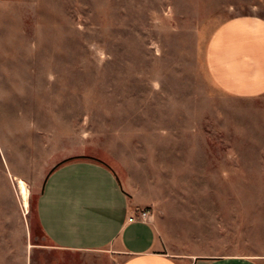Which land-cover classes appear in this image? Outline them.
Returning <instances> with one entry per match:
<instances>
[{
	"label": "rangeland",
	"instance_id": "374dc122",
	"mask_svg": "<svg viewBox=\"0 0 264 264\" xmlns=\"http://www.w3.org/2000/svg\"><path fill=\"white\" fill-rule=\"evenodd\" d=\"M240 15L264 0L0 1V264H112L38 223L47 176L80 158L149 200L165 251L264 257V95L226 94L205 64Z\"/></svg>",
	"mask_w": 264,
	"mask_h": 264
},
{
	"label": "crops",
	"instance_id": "0c3cea01",
	"mask_svg": "<svg viewBox=\"0 0 264 264\" xmlns=\"http://www.w3.org/2000/svg\"><path fill=\"white\" fill-rule=\"evenodd\" d=\"M205 64L212 81L226 94L264 95V18L240 15L222 22L206 43ZM148 204L111 166L80 158L49 173L36 214L54 247L105 254L112 264H264V257L256 255L196 257L165 251ZM143 209L149 210L145 220L140 218ZM131 216L135 218L129 220Z\"/></svg>",
	"mask_w": 264,
	"mask_h": 264
},
{
	"label": "bare ground",
	"instance_id": "6f19581e",
	"mask_svg": "<svg viewBox=\"0 0 264 264\" xmlns=\"http://www.w3.org/2000/svg\"><path fill=\"white\" fill-rule=\"evenodd\" d=\"M18 186L20 189L21 197H22V204H23L24 208L27 209L28 208V200H27L28 189H27V186L22 179H18Z\"/></svg>",
	"mask_w": 264,
	"mask_h": 264
},
{
	"label": "built area",
	"instance_id": "2783aa9c",
	"mask_svg": "<svg viewBox=\"0 0 264 264\" xmlns=\"http://www.w3.org/2000/svg\"><path fill=\"white\" fill-rule=\"evenodd\" d=\"M148 215H149V210H148V209H143V210L140 212V218L143 219V220L147 219ZM134 218H135V216H131V217L129 218V220H132V219H134Z\"/></svg>",
	"mask_w": 264,
	"mask_h": 264
}]
</instances>
